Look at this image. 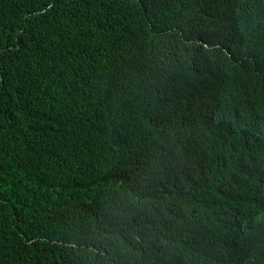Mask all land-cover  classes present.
<instances>
[{"label": "trees", "instance_id": "trees-1", "mask_svg": "<svg viewBox=\"0 0 264 264\" xmlns=\"http://www.w3.org/2000/svg\"><path fill=\"white\" fill-rule=\"evenodd\" d=\"M146 1L163 6L156 31L166 32L168 38V44L153 49L174 53L178 40L173 24L179 20L180 11L188 8L190 0H132V3ZM216 2L228 7L238 0ZM241 5L243 14L251 12L245 0ZM73 11L80 22L72 20ZM127 11H132L129 0H0V69L3 68L5 76V90L0 99V264H107L104 252L108 253L114 243L103 232L121 233L126 244L132 233L139 239L154 230L157 226L154 218L173 209L174 190L164 196L156 194L153 186L143 183L140 187L133 180L128 183L131 187L128 192L118 191L116 184L98 183L108 175L119 174L128 162L116 160L111 167L91 171L89 154L79 169L72 154L63 158L54 154L63 145L61 139H55L57 133L65 129L85 134L88 151L89 146L96 147L93 142L99 138L98 128L105 127L96 109L114 107L117 116L122 113L123 86L134 73L136 51L149 50L154 38ZM90 15L94 22L89 20ZM99 23L102 26L97 30ZM91 25L94 27L89 31ZM187 47L192 49L191 44ZM86 57L101 60V78L73 76L64 81L48 73L51 68H58L62 60L77 58L85 62ZM174 69L162 103L140 97L132 105L134 112L158 120L164 133L183 119L178 100L183 99L188 109H200L212 94L217 95L214 91L205 98L194 95L185 100L182 94L189 87L177 79L185 69L178 66ZM65 74L69 76V69ZM10 80L16 91L12 96L7 90ZM241 81L245 87L240 85ZM217 82L220 92L241 87L249 94L246 89L252 88L253 95L262 101L260 119L263 118L264 77L221 70ZM248 129L252 139L251 170L261 172L264 129L259 124ZM129 152L139 154L133 148ZM84 168L86 172L79 175ZM178 179L175 182L179 185L188 180ZM239 207V200L234 197L229 210L215 216V221L233 222ZM76 209L90 212L82 220L88 229L87 247L73 246L76 230L71 218L63 213ZM58 216L65 219L56 223ZM176 250L175 243L164 246L159 264H170L169 258ZM251 257L253 264H264L263 254L257 252Z\"/></svg>", "mask_w": 264, "mask_h": 264}, {"label": "clouds", "instance_id": "clouds-1", "mask_svg": "<svg viewBox=\"0 0 264 264\" xmlns=\"http://www.w3.org/2000/svg\"><path fill=\"white\" fill-rule=\"evenodd\" d=\"M245 1L251 10L248 14L242 13V0L228 7L216 0H190L188 8L180 11L179 20L173 24L178 40L173 53L172 50L153 49L168 44L166 32L158 34L156 31L163 6L152 1L138 4L129 0L130 14L134 15L139 27L154 38L149 50L136 51L134 73L123 86L121 102L124 104L120 106L123 114L117 116L114 107L96 109L105 127L98 128L99 138L93 142L96 147L89 146V151L87 136L77 129L57 133L55 139H61L63 145L54 154L60 158L72 154L77 169L88 154L91 171L111 167L116 160L128 162L119 174L108 175L98 183L116 184L118 191L128 192L131 191L128 183L133 180L140 187L143 183L153 186L156 194L164 196L174 190L173 209L154 218L155 229L139 239L134 232L124 244L121 233L103 232L108 241L114 243L108 253L104 252L107 264H159L162 248L170 243L178 248L170 256V264H253V254L264 255V170H251L252 139L248 131L256 124L264 129V114L260 119L262 101L256 95L245 99L248 94L239 89L241 87L220 92L217 82L221 70L264 77V0ZM82 19L86 20L85 16ZM72 20L80 22L74 11ZM101 26L99 23L97 30ZM89 27L91 31L94 25ZM187 44H191L192 49H188ZM14 62L18 64L17 59ZM196 64L195 72L188 69ZM177 66L185 69L177 76L189 87L182 94L185 100L194 95L205 98L214 91L217 95L200 109H188L183 99L178 100L177 107L182 108L183 119L164 133L158 120L143 112H134L132 105L139 102L140 97L162 103L170 76ZM67 69L70 71L68 77ZM101 71V60L86 57L85 62L77 58L62 60L58 68L55 66L48 73L54 79L68 81L73 76L101 78ZM4 90L5 76L1 68L0 99ZM7 90L11 96L16 92L12 80ZM220 121L225 124L220 125ZM213 124L216 130L211 129ZM173 135L178 136L167 138ZM211 139H218L221 144L211 141L212 144ZM129 148L136 149L139 154H131ZM86 168L79 175L86 172ZM218 168L222 170L217 171ZM182 176L189 180V187L176 191L174 186L179 183L175 180ZM234 197L239 200L240 207L234 213L232 225L215 221V216L229 210ZM201 203L213 209L214 214L201 219L198 212ZM184 207L192 209L187 219L181 214ZM63 213L71 218L76 230L77 240L73 246L87 247L90 244L88 229L82 220L90 212L76 209ZM61 219L65 217H56V223Z\"/></svg>", "mask_w": 264, "mask_h": 264}, {"label": "bare ground", "instance_id": "bare-ground-1", "mask_svg": "<svg viewBox=\"0 0 264 264\" xmlns=\"http://www.w3.org/2000/svg\"><path fill=\"white\" fill-rule=\"evenodd\" d=\"M128 12V11H127ZM129 13V12H128ZM128 15H131L130 13L128 14ZM147 15V14H146ZM203 62L204 61H206L205 59H203L202 60ZM196 67H197V64L196 65H194V66H189L188 67V69L189 70H192L193 72H195V70H196ZM240 85H242V86H244L245 87V82L244 81H241L240 82ZM201 90H204V88H200ZM247 91H249L250 93L248 94V96H246L247 98H245V99H250L251 98V96L253 95V89L252 88H248V89H246ZM245 90V91H246ZM212 96H215V94H212ZM170 116H171V114H170ZM211 123H214L213 121H211ZM223 124H225V121H220V125H223ZM230 128H232V125L230 126ZM211 129L212 130H216V126L213 124L212 126H211ZM210 142L211 141H214L215 143L214 144H216V145H220L221 144V141H219L218 139H211V140H209ZM212 143V142H211ZM213 144V143H212ZM225 165H227V164H225ZM222 170V168H218L217 169V171H221ZM180 179H187V177H185V176H182V177H180L178 180H180ZM189 182V180H186L185 181V183H183L182 185H178V186H174V189L176 190V191H179V190H183V191H185L188 187H189V185L187 184ZM166 189H168V187H166ZM198 212H199V215H200V217H201V219H205V218H207L208 216H212L213 214H214V211H213V209H210V208H208L207 206H205V204L204 203H201L200 205H199V208H198ZM183 213V214H182ZM191 213H192V209L190 208V207H184L182 210H181V214L183 215V217L185 218V219H187L190 215H191ZM232 223L233 222H231L230 224L232 225ZM222 226V225H221ZM225 226V225H224ZM232 253V252H231Z\"/></svg>", "mask_w": 264, "mask_h": 264}, {"label": "rangeland", "instance_id": "rangeland-1", "mask_svg": "<svg viewBox=\"0 0 264 264\" xmlns=\"http://www.w3.org/2000/svg\"><path fill=\"white\" fill-rule=\"evenodd\" d=\"M90 20H93V18L91 17Z\"/></svg>", "mask_w": 264, "mask_h": 264}]
</instances>
